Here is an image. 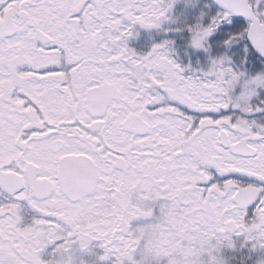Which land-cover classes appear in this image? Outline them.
Wrapping results in <instances>:
<instances>
[{"label": "snow or ice", "instance_id": "snow-or-ice-1", "mask_svg": "<svg viewBox=\"0 0 264 264\" xmlns=\"http://www.w3.org/2000/svg\"><path fill=\"white\" fill-rule=\"evenodd\" d=\"M0 264H264V0H0Z\"/></svg>", "mask_w": 264, "mask_h": 264}]
</instances>
